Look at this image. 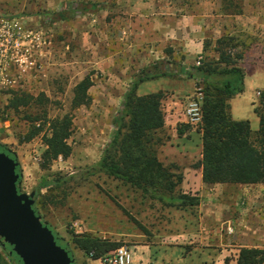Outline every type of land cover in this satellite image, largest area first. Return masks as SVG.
Returning a JSON list of instances; mask_svg holds the SVG:
<instances>
[{
    "label": "rangeland",
    "instance_id": "obj_1",
    "mask_svg": "<svg viewBox=\"0 0 264 264\" xmlns=\"http://www.w3.org/2000/svg\"><path fill=\"white\" fill-rule=\"evenodd\" d=\"M83 1L97 2L100 6L92 12L76 11L69 20L53 21L54 14L61 8L69 14L70 3ZM50 3L57 4V8L51 9ZM128 15L124 0H0V23H4L2 19L12 18L22 21L25 28L37 34L34 43L41 42L42 49L32 66L21 61L23 66L20 68L18 62L2 56L5 52L0 51V59L7 61L1 60L4 66L0 68V144L18 160L22 170L21 190L36 191V209L58 237L68 244L75 264H114L104 263L102 258L93 260L80 250L72 239L81 234L120 242L130 255L127 264H233L238 251L223 252L217 245L205 243V238L201 241L190 236L187 226L182 228L185 223L182 217L185 218V213L192 207H166L126 182L104 174L88 175L90 166L99 159L109 140L113 117L124 93L145 65L130 60L131 55L143 54L148 66L162 61L161 69L179 72L176 78L180 79H188L185 74L203 57L202 52L187 58L182 45L177 42L160 44L142 40L137 29L131 37H126V30L131 29L125 24ZM50 39L51 44H48ZM134 40L136 43L131 46L129 42ZM22 44L24 46L20 47L30 45L28 41ZM213 46L211 43L210 49ZM45 50L49 54L45 55ZM48 56L49 64H45ZM87 74L93 81L88 89L90 101L72 109L73 88ZM156 84V81H149L141 89ZM170 85L183 91L188 87L187 83L179 82ZM200 88L201 85L196 86L195 91ZM195 91L181 97V113L185 119L189 102L196 99ZM25 94L34 99L26 106H10L12 97ZM247 96L251 97L250 91ZM201 97L198 98L200 105ZM252 98L257 99L255 92ZM165 99L166 93L161 102L163 113ZM251 101H246L245 105L249 112ZM66 113L73 119L74 131L69 138L72 152L66 158L57 157L42 168V136L47 131L49 119ZM186 123L184 120L178 124L176 130ZM190 130L197 131V124H191ZM157 136L162 141L157 157L165 165L173 164L163 161L160 154L162 147L171 143L166 139L164 125L157 131ZM176 167L183 174L184 171ZM189 173V186L197 189L194 182L197 172L190 170ZM45 180L55 182L40 186ZM184 189L180 184L177 191ZM186 193L193 194L192 191Z\"/></svg>",
    "mask_w": 264,
    "mask_h": 264
},
{
    "label": "trees",
    "instance_id": "obj_2",
    "mask_svg": "<svg viewBox=\"0 0 264 264\" xmlns=\"http://www.w3.org/2000/svg\"><path fill=\"white\" fill-rule=\"evenodd\" d=\"M71 5L69 14H66L68 10L62 8L54 14L53 21L69 20L76 11L92 12L97 10L100 3L83 1L70 3ZM223 6L230 13L241 11L240 0H223ZM211 43H214L212 49ZM239 44L235 35H223L213 41H204L202 59L198 65L191 67L192 71L185 74L187 78L197 80V87L201 85V119L197 123V131L201 133L202 152L201 158L193 167L201 168L204 183H264L262 99L254 106L259 117V127L255 132H252L248 120H234L230 115L228 99L244 89V72L237 64L242 57L244 45L239 49ZM162 64V61H157L137 72L136 79L124 93L113 117V130L109 140L102 148L99 159L90 166L88 175L104 174L118 179L140 189L144 195L156 199L166 207L182 209L198 205L200 198L195 194L177 191L183 174L177 170V165H165L157 157V149L162 144L157 131L164 125L161 107L164 92L144 95L136 93L137 85L143 81L176 74L162 70ZM164 66L167 67L166 64ZM92 84L89 74L76 83L71 100L72 109L89 103L88 89ZM33 99L30 94L15 96L10 99V106H26ZM36 119L37 117L34 118ZM182 126L184 127L177 129L179 135L191 129L190 123ZM73 131L70 113L49 119L47 131L42 136L44 149L40 167L45 168L57 157L66 158L71 154L69 138ZM0 151L13 155L3 144H0ZM53 182L55 180H45L40 186H48ZM132 220L142 227L136 219ZM59 240L63 242L60 238ZM72 240L93 260L103 258L121 245L118 241L91 234L75 235ZM233 264H264V248L240 247Z\"/></svg>",
    "mask_w": 264,
    "mask_h": 264
},
{
    "label": "crops",
    "instance_id": "obj_3",
    "mask_svg": "<svg viewBox=\"0 0 264 264\" xmlns=\"http://www.w3.org/2000/svg\"><path fill=\"white\" fill-rule=\"evenodd\" d=\"M50 5L51 9L57 8V4ZM240 7L239 13H230L225 11L223 0H124V9L129 14L125 24L131 27L129 31L126 30V37H131L137 29L142 40L160 44L165 41L179 43L184 55L191 58L203 52L204 41H213L223 35H235L240 43L238 48L244 45L242 57L237 63L244 72V89L228 99L230 115L234 120H248L252 132H255L259 127V117L254 111L259 101L256 92L264 89V0H240ZM129 43L132 46L136 42L134 40ZM131 56L130 60L148 66L143 54ZM176 75L179 72L172 77L143 81L137 85L136 93H166L164 128L167 131L166 139L171 140V143L163 146L160 154L163 161L176 164L184 171L181 186L187 189L183 192L192 191L200 198V203L188 209L185 218L182 217L185 222L182 228L187 226L190 236H196L201 241L205 238V243L217 245L223 252L238 251L243 246L263 248L264 183L202 181L201 168L193 167L201 158V133L189 130L179 135L176 130L177 125L186 120L181 113V97L194 94L196 83L192 78L180 79ZM149 81H156L157 86L141 89ZM172 82L187 83L188 87L185 91L180 87L175 90L170 85ZM249 91L250 98L247 96ZM254 92L256 100L252 98ZM250 99L251 112L245 106ZM190 170L197 172L194 179L197 189L189 186ZM242 200L247 202L246 209L239 204ZM228 223L234 226L235 232L232 235L226 234ZM0 264H13L1 245Z\"/></svg>",
    "mask_w": 264,
    "mask_h": 264
},
{
    "label": "water",
    "instance_id": "obj_4",
    "mask_svg": "<svg viewBox=\"0 0 264 264\" xmlns=\"http://www.w3.org/2000/svg\"><path fill=\"white\" fill-rule=\"evenodd\" d=\"M21 178L16 157L0 151V245L8 258L13 264H75L67 244L35 209L36 191L21 190Z\"/></svg>",
    "mask_w": 264,
    "mask_h": 264
},
{
    "label": "built area",
    "instance_id": "obj_5",
    "mask_svg": "<svg viewBox=\"0 0 264 264\" xmlns=\"http://www.w3.org/2000/svg\"><path fill=\"white\" fill-rule=\"evenodd\" d=\"M2 21L4 23H0V51L5 52V54L1 53V55L13 60V62H18L17 65L19 68L23 66L21 61L28 62L32 66V63H35L34 55L41 54L42 51L40 48L41 42L38 44L34 43L35 39L38 38L37 34L35 35L32 29L25 28L23 22L16 18H12L8 21L2 19ZM25 41H28L30 45H28V47H20L24 46L22 42ZM43 43L45 44V40ZM29 57L32 60L28 61ZM1 60L7 63L6 59H0V68L4 66ZM24 66L32 68L27 65ZM23 70L25 71V69ZM197 90V92L195 91L196 99L189 102L186 110V121L190 124H197L201 119L200 100L198 98H200L202 93L199 89ZM256 95L259 99H262L264 105V89L258 90ZM239 204L245 209L247 208V202L245 203L244 200L240 201ZM225 228L227 235H232L235 232L234 226L231 223H228ZM102 260L104 263L127 264L130 261V255L123 246H119L105 255Z\"/></svg>",
    "mask_w": 264,
    "mask_h": 264
},
{
    "label": "flooded vegetation",
    "instance_id": "obj_6",
    "mask_svg": "<svg viewBox=\"0 0 264 264\" xmlns=\"http://www.w3.org/2000/svg\"><path fill=\"white\" fill-rule=\"evenodd\" d=\"M45 42H46V40H45ZM48 42V44H51V39L50 40H48L47 41ZM42 50V49H41ZM48 50H50V46H48ZM48 50H45V55L46 54H49V51ZM41 54H42V51H41ZM34 56H36V55H34ZM32 57H33V55H32ZM44 63L45 64H49V56L48 57H46V59L44 60ZM45 75H47V74H45ZM16 257H18V256H16ZM11 259V258H10ZM13 259V258H12ZM16 259V258H15Z\"/></svg>",
    "mask_w": 264,
    "mask_h": 264
}]
</instances>
